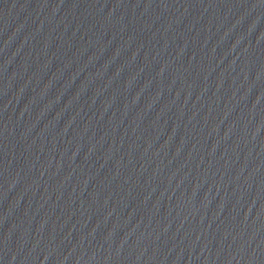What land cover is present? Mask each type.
<instances>
[{
	"label": "water",
	"instance_id": "obj_1",
	"mask_svg": "<svg viewBox=\"0 0 264 264\" xmlns=\"http://www.w3.org/2000/svg\"><path fill=\"white\" fill-rule=\"evenodd\" d=\"M0 264H264V0H45Z\"/></svg>",
	"mask_w": 264,
	"mask_h": 264
}]
</instances>
